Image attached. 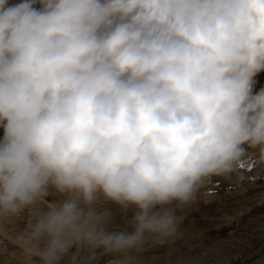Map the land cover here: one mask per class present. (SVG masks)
I'll list each match as a JSON object with an SVG mask.
<instances>
[{"label":"clouds","instance_id":"clouds-1","mask_svg":"<svg viewBox=\"0 0 264 264\" xmlns=\"http://www.w3.org/2000/svg\"><path fill=\"white\" fill-rule=\"evenodd\" d=\"M261 71L264 0H0V220L29 213L27 264L172 235L173 202L264 155Z\"/></svg>","mask_w":264,"mask_h":264},{"label":"rangeland","instance_id":"rangeland-1","mask_svg":"<svg viewBox=\"0 0 264 264\" xmlns=\"http://www.w3.org/2000/svg\"><path fill=\"white\" fill-rule=\"evenodd\" d=\"M101 200L100 209L109 213L107 231H134V205L123 209ZM170 207L179 218L175 232L167 238L146 235L142 245L121 258L124 264H264V155L258 148H247L227 175L203 182L190 201ZM20 226L7 223L5 235L0 233V264H27L21 247L8 242L19 235ZM88 252L78 254L80 264H114L117 259L102 249L95 258ZM72 253L75 248L64 264H72Z\"/></svg>","mask_w":264,"mask_h":264},{"label":"bare ground","instance_id":"bare-ground-1","mask_svg":"<svg viewBox=\"0 0 264 264\" xmlns=\"http://www.w3.org/2000/svg\"><path fill=\"white\" fill-rule=\"evenodd\" d=\"M20 2V0H9V3H19ZM254 80H255V84H261L260 86H256V85H253V93L255 94L256 92H258V91H260L261 89H264V71H261L260 73H258L257 75H256V77L254 78ZM3 134H4V131H3V127L2 126H0V138H2L3 137ZM251 160V159H250ZM53 199H55V197H53V196H49L48 197V200L49 201H52ZM100 201H102L101 199L100 200H98L97 201V203H96V205H95V209H96V211H97V213L99 214V213H103L102 212V210L100 209V206L102 205L101 204V202ZM105 201V200H104ZM110 202V201H109ZM104 203V202H103ZM106 206V205H105ZM102 207V206H101ZM108 210V209H107ZM112 216V215H111ZM110 216V217H111ZM28 218H29V213H27V212H25L24 214H23V216L22 217H20V218H15V217H12V218H9V219H7V220H0V233L2 234V233H4L5 232V226H6V224L8 223H10V224H12V225H22V226H20V228H22L23 227V229L21 230V232H23L24 230H25V228H26V221L28 220ZM23 220L25 221V223H23ZM20 222V223H19ZM112 223V222H111ZM26 225V226H25ZM109 225H111V224H109ZM108 227V226H107ZM7 228H8V226H7ZM19 232V231H18ZM21 232H19V234L21 233ZM4 235H5V233H4ZM7 235V234H6ZM8 236V235H7ZM2 237V236H1ZM9 237V236H8ZM10 238V237H9ZM11 238H13V237H11ZM9 239V241L8 242H12V243H16V245H17V242H16V240H14V238H13V240L12 239ZM16 238V237H15ZM2 240H3V238H2ZM5 240V239H4ZM7 240V239H6ZM7 242V241H6ZM10 246V245H9ZM13 246V245H12ZM7 247V246H6ZM85 251V250H84ZM89 253V252H88ZM79 255L81 254V250L79 251V253H78ZM90 254V253H89ZM82 256H84L85 254H81ZM98 256V255H97ZM100 256V255H99ZM77 257H78V255H77ZM95 258V257H94ZM76 264H80V261L77 259L76 260Z\"/></svg>","mask_w":264,"mask_h":264},{"label":"water","instance_id":"water-1","mask_svg":"<svg viewBox=\"0 0 264 264\" xmlns=\"http://www.w3.org/2000/svg\"><path fill=\"white\" fill-rule=\"evenodd\" d=\"M78 255V254H77Z\"/></svg>","mask_w":264,"mask_h":264}]
</instances>
